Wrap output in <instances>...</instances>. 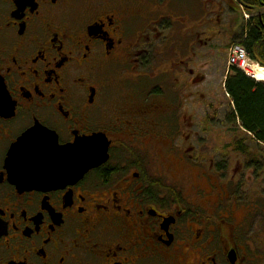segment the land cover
<instances>
[{
  "label": "flooded vegetation",
  "instance_id": "1",
  "mask_svg": "<svg viewBox=\"0 0 264 264\" xmlns=\"http://www.w3.org/2000/svg\"><path fill=\"white\" fill-rule=\"evenodd\" d=\"M162 12L151 0H0V264H257L215 164L195 200L171 178L173 136L190 155L192 69L174 61L168 18L152 19ZM94 137L109 160L80 174L89 150L76 149Z\"/></svg>",
  "mask_w": 264,
  "mask_h": 264
},
{
  "label": "rangeland",
  "instance_id": "2",
  "mask_svg": "<svg viewBox=\"0 0 264 264\" xmlns=\"http://www.w3.org/2000/svg\"><path fill=\"white\" fill-rule=\"evenodd\" d=\"M151 1L163 10V14H156L152 19L159 21L160 18L167 17L170 22L168 42L173 45L174 61L178 63L179 60H185L192 69L189 75L192 87L186 103L189 116V123L185 130L187 140L183 141L189 147L190 155L183 148L181 141L173 136V151L170 150L171 155L167 153V161L173 169L170 172L171 178L175 182L180 180L179 186H183L185 195L195 200L197 189H204L208 194L211 192L209 183L205 181L201 171H209V166L213 167V164L220 162L227 154L230 155L228 177L225 181L222 179V183L228 186L226 188L223 185L222 190L227 195L234 194L237 200L243 196L248 197L250 202L247 204L231 199L229 205H235L230 208L234 211L235 218L243 221V227L247 228L246 225L248 226L250 221L247 232L243 233L245 237L242 236V238L247 239L248 251L253 255L255 262L262 264L263 261L256 260V257L264 259V228L260 220L254 221L253 218L259 207L256 202L264 198L260 194L264 192V172L257 179L253 169L246 171L245 160L234 153L233 146L236 140H241L253 154L260 152L264 154V147L259 146L251 136H246L243 131L231 123V98L227 95L224 86L230 71L233 70L228 65L231 53L235 49L241 51L244 49L238 36L241 35V27L245 25V16L233 11L235 0ZM262 12L264 9L261 10ZM192 27L194 36L197 37V44L193 48L195 56L191 55L192 58L189 60L191 51L184 38L186 31ZM166 30V26L160 29L161 38L151 42V48L158 49V52L166 50L168 44H165L163 49L160 47L162 39L166 36ZM142 46L144 47V44ZM252 64L254 68L246 71L236 68L251 79V75L257 74L259 76L257 79L264 80V71L261 73L260 69H256L259 66L257 63L252 62ZM159 151L160 155L164 156L163 151L157 146L158 154ZM176 152L179 155L175 154ZM145 153L148 151L143 155L149 162H152L154 159ZM181 154L184 155L185 162L181 161ZM151 168L154 171L152 174H159L160 168H155V166ZM212 179L215 181V178L212 177ZM239 183H242V186L237 189ZM179 192L184 191L179 190ZM218 195L217 193L211 194L208 200L215 202ZM232 227H225L227 235L232 233ZM258 240L262 242L257 243Z\"/></svg>",
  "mask_w": 264,
  "mask_h": 264
},
{
  "label": "trees",
  "instance_id": "3",
  "mask_svg": "<svg viewBox=\"0 0 264 264\" xmlns=\"http://www.w3.org/2000/svg\"><path fill=\"white\" fill-rule=\"evenodd\" d=\"M237 1L241 4L240 6L245 8V10L252 15V18L249 21H245V25L240 29L241 35L238 36V39L241 40L240 44L253 61L264 67V13H261L260 17L257 15L264 9V0ZM187 32L188 37L185 41L188 44L189 51H191L192 46L197 44V38L194 36L193 27L187 30ZM256 80L264 81L259 79ZM225 90L231 98V123L243 131L246 136H251L259 146L264 147V83H257L241 71L234 68L230 71V75L225 84ZM233 148L234 153L245 160V170L253 169L256 173V178L259 179V175L264 172V154L261 152V154L251 153L249 147L247 145L245 146L241 140H236ZM229 158L230 155L227 154L220 162L215 163V171L219 173L220 180L223 179L225 181L228 177L227 173L230 166ZM223 184L226 187L228 186L226 183ZM241 186L242 183H239L237 189L241 188ZM173 194L174 196L180 195L176 189ZM260 194L264 196V192H261ZM231 199H234L239 203L246 202L247 204L250 202L246 196L237 200L234 194L229 196V200ZM229 200L226 203L227 205H229ZM256 203L259 207L253 219L254 221L260 220L264 228V198ZM249 225L250 221L248 222V226L246 225L247 228L244 227L243 230L239 231V238L245 243L247 242V239H243L242 236H244L243 233L247 232ZM261 242V240L257 241V243ZM256 260H262L264 263V259L256 257Z\"/></svg>",
  "mask_w": 264,
  "mask_h": 264
},
{
  "label": "water",
  "instance_id": "4",
  "mask_svg": "<svg viewBox=\"0 0 264 264\" xmlns=\"http://www.w3.org/2000/svg\"><path fill=\"white\" fill-rule=\"evenodd\" d=\"M30 138L25 137L21 143H23L24 141L28 140ZM98 141L101 143V140L94 137L92 140L88 141L89 142V153L88 156L85 155L86 161L85 163H87L88 167L85 170L80 171V174H83L84 172H86V170L90 169V168H94L97 166L102 165L103 163H107L109 160V147H110V143L108 142V140L105 138V145L103 144L102 146H100V144L98 143ZM34 153L28 155V157L30 158V164L29 166L25 167L27 171L33 173V172H38L39 171V150L38 149H42V146H40L39 144L34 146Z\"/></svg>",
  "mask_w": 264,
  "mask_h": 264
},
{
  "label": "built area",
  "instance_id": "5",
  "mask_svg": "<svg viewBox=\"0 0 264 264\" xmlns=\"http://www.w3.org/2000/svg\"><path fill=\"white\" fill-rule=\"evenodd\" d=\"M229 65L230 66H237L243 70H247L251 68L250 60L247 57V54L241 50L235 49L229 58Z\"/></svg>",
  "mask_w": 264,
  "mask_h": 264
},
{
  "label": "snow or ice",
  "instance_id": "6",
  "mask_svg": "<svg viewBox=\"0 0 264 264\" xmlns=\"http://www.w3.org/2000/svg\"><path fill=\"white\" fill-rule=\"evenodd\" d=\"M36 137H42L46 135L42 129H36L35 132L33 133ZM89 150V142H85L81 145H79L76 149V151L86 153Z\"/></svg>",
  "mask_w": 264,
  "mask_h": 264
},
{
  "label": "bare ground",
  "instance_id": "7",
  "mask_svg": "<svg viewBox=\"0 0 264 264\" xmlns=\"http://www.w3.org/2000/svg\"><path fill=\"white\" fill-rule=\"evenodd\" d=\"M256 69H260L261 70V73H263L262 71H263V69L261 68V67H258V68H256ZM264 74V73H263ZM262 74V75H263ZM257 77H259L257 74H255V76H253V79L254 80H256L257 79ZM256 78V79H255ZM259 82H263V81H259Z\"/></svg>",
  "mask_w": 264,
  "mask_h": 264
}]
</instances>
